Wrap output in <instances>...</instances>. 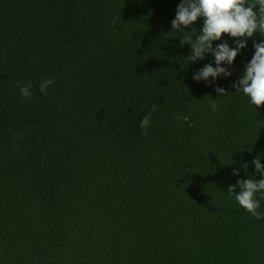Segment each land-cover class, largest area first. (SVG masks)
Segmentation results:
<instances>
[{
  "label": "trees",
  "instance_id": "1",
  "mask_svg": "<svg viewBox=\"0 0 264 264\" xmlns=\"http://www.w3.org/2000/svg\"><path fill=\"white\" fill-rule=\"evenodd\" d=\"M0 264H264V0H0Z\"/></svg>",
  "mask_w": 264,
  "mask_h": 264
}]
</instances>
